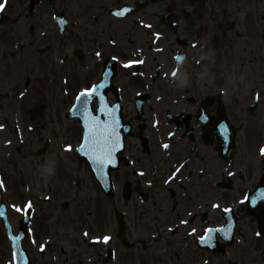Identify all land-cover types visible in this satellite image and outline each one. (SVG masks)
Here are the masks:
<instances>
[{
    "label": "flooded vegetation",
    "instance_id": "obj_1",
    "mask_svg": "<svg viewBox=\"0 0 264 264\" xmlns=\"http://www.w3.org/2000/svg\"><path fill=\"white\" fill-rule=\"evenodd\" d=\"M178 7L171 0H74L57 57L63 126L42 142L48 146L44 162L51 160L56 170L48 174L37 211L32 215L31 206L29 212L33 264H82L73 261L82 256L84 264H264V199L250 194L264 176L263 132L251 126L264 89L252 77L248 88L242 82L250 63L240 64L222 87L209 84L204 50L193 46L190 31L176 29ZM122 8L130 9L125 17L111 13ZM98 82L106 85L101 92L116 113L123 145L115 153L117 166L103 169L110 192L98 182L104 175L77 159L83 129L64 112L82 88ZM98 102L90 101L93 111ZM51 141L57 143L53 154ZM69 144L72 153L61 156L58 148ZM245 196L249 200L241 203ZM208 227L224 231L203 243ZM105 235L108 242L95 239ZM32 241L45 242L35 257ZM50 243L72 247L62 248L64 262L46 253Z\"/></svg>",
    "mask_w": 264,
    "mask_h": 264
},
{
    "label": "rangeland",
    "instance_id": "obj_2",
    "mask_svg": "<svg viewBox=\"0 0 264 264\" xmlns=\"http://www.w3.org/2000/svg\"><path fill=\"white\" fill-rule=\"evenodd\" d=\"M3 2L4 0H0V3ZM173 2L179 4L177 9H184L189 13L185 18L183 11L177 15L179 21L176 29L190 31L193 43L196 40L198 44L202 42L204 51L201 54L207 56L209 84L222 87L226 84V79L233 78V73L240 64L250 63V67L246 68L249 72H243L240 76L242 82L248 88L250 84L247 79L252 77L264 89V41L261 39L264 32V0H188L190 9L185 7L183 0ZM45 5L43 3L42 8L38 12L35 10L32 16L28 14V0H7L6 6L1 10L5 18L0 25V125L3 126L0 127V170L1 178L4 177L0 190L5 195L0 199L10 203L9 215L13 227H16L17 221L24 214L27 200L44 194L43 190L49 187L48 181L42 183L45 167L56 170V167L50 166L53 163L47 166L40 157L35 156L40 149L44 132L50 133V130L55 129L56 125L53 124L52 127L51 121H56L58 110L55 70L51 73L45 65L42 70H38L34 63L37 55L35 51L40 44L44 46V42H53V39L43 38L46 30L52 27L49 8ZM163 23L166 29H173V21ZM30 27L33 30L29 32ZM44 57L46 63L50 61L49 55L44 54ZM41 79L45 80L44 84ZM26 80L30 81L28 88L24 86ZM248 103L250 102L245 104ZM255 112L251 126L260 127L263 132L261 137H264V101H260ZM240 125L243 126L241 120ZM256 143L260 142L253 145ZM53 148L54 146L51 149ZM62 152L61 150L60 154H64ZM5 155L10 157L6 158ZM66 160L64 158L65 163ZM67 163L72 168L77 167L76 162L68 160ZM256 167L257 177L260 173L258 163ZM0 233V263L4 264V260L12 261V258L5 236L2 231ZM26 245L28 246V242ZM44 246L45 242L42 243V247ZM38 248L39 245L35 244L32 250L34 257L38 255ZM47 248L49 251L46 253L65 261V252L60 254L62 246H52L50 243ZM71 249L70 246H64L65 251ZM77 258L73 261L85 263V257Z\"/></svg>",
    "mask_w": 264,
    "mask_h": 264
},
{
    "label": "snow or ice",
    "instance_id": "obj_3",
    "mask_svg": "<svg viewBox=\"0 0 264 264\" xmlns=\"http://www.w3.org/2000/svg\"><path fill=\"white\" fill-rule=\"evenodd\" d=\"M7 0H4L3 3H0V10H3L6 6ZM130 11V9H122L116 13L117 16H123L126 12ZM147 27H151V25H147ZM157 38L161 35V33L155 34ZM114 43V41H113ZM95 55L97 57L101 56L100 52H96ZM179 59V57H178ZM142 63V61H141ZM175 74V73H173ZM106 85L102 82H98L90 85L89 87L82 88L75 97L77 104L73 106V110L76 109L77 105L81 106L85 110L84 115V133L82 137V141L79 145L77 151L84 153L91 160L92 164L97 168L104 169L109 165H113L116 163L115 153L121 148L123 145L121 143L119 134L117 132L118 119L114 110H110L108 104L104 101L103 94L101 89ZM66 91V90H65ZM93 97H100L101 106L95 109V112L102 113L105 119H102L100 115L94 114L92 109H89L88 105ZM257 100H259V94H257ZM0 127H3L0 125ZM164 148H168V144L163 145ZM72 146L69 144L66 146L67 150H71ZM261 153L264 154V148L261 149ZM181 167H183L181 165ZM180 168L176 169V172H179ZM0 185H2V181H0ZM260 197L264 199V192L260 193ZM249 200L248 196L244 197V201ZM253 204L256 203L255 200L251 201ZM16 207V206H14ZM27 208L31 207V202L26 205ZM215 208H219L218 204L213 205ZM18 211H22L23 209H17ZM225 213L230 212V208L223 209ZM182 223L187 224L188 221H182ZM229 229H231V225H229ZM197 231L196 228H192L191 232L195 233ZM217 231H224V229H215L212 227H208L204 229L205 235L200 236V240L203 243H209L213 234ZM87 235V233H85ZM225 235H229L228 232H225ZM261 235L260 232H257V236ZM96 240H103L104 242H108L111 237L103 236L96 237Z\"/></svg>",
    "mask_w": 264,
    "mask_h": 264
},
{
    "label": "water",
    "instance_id": "obj_4",
    "mask_svg": "<svg viewBox=\"0 0 264 264\" xmlns=\"http://www.w3.org/2000/svg\"><path fill=\"white\" fill-rule=\"evenodd\" d=\"M264 187V183L261 185ZM263 188H259V191H262ZM26 232V223L23 221L22 225L19 229V234L17 237H11L14 253H15V260L17 264H29L27 259L26 253L22 250L21 242L24 239V233Z\"/></svg>",
    "mask_w": 264,
    "mask_h": 264
}]
</instances>
